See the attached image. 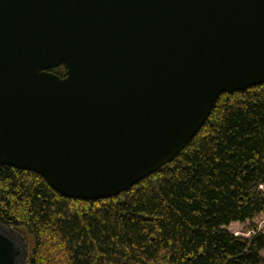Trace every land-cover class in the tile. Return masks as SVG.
Instances as JSON below:
<instances>
[{
	"label": "water",
	"instance_id": "obj_1",
	"mask_svg": "<svg viewBox=\"0 0 264 264\" xmlns=\"http://www.w3.org/2000/svg\"><path fill=\"white\" fill-rule=\"evenodd\" d=\"M263 82L264 0H0V166L108 198ZM17 236L0 223V264Z\"/></svg>",
	"mask_w": 264,
	"mask_h": 264
},
{
	"label": "trees",
	"instance_id": "obj_2",
	"mask_svg": "<svg viewBox=\"0 0 264 264\" xmlns=\"http://www.w3.org/2000/svg\"><path fill=\"white\" fill-rule=\"evenodd\" d=\"M261 185L264 82L221 93L170 162L108 198L66 197L0 166V223L32 239L26 264H264L263 233L227 229L264 213Z\"/></svg>",
	"mask_w": 264,
	"mask_h": 264
},
{
	"label": "rangeland",
	"instance_id": "obj_3",
	"mask_svg": "<svg viewBox=\"0 0 264 264\" xmlns=\"http://www.w3.org/2000/svg\"><path fill=\"white\" fill-rule=\"evenodd\" d=\"M260 188L264 191V185H261ZM227 229L232 232L234 235L242 237H250L251 235L261 232L264 235V213L256 215L251 220H246L245 222L234 221L231 222ZM17 236L15 245L19 249V264H26L30 256L33 241L30 237L24 235L21 232L15 230ZM9 235V234H7ZM10 236V235H9ZM261 255L264 256V248L260 251Z\"/></svg>",
	"mask_w": 264,
	"mask_h": 264
}]
</instances>
